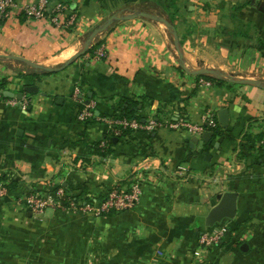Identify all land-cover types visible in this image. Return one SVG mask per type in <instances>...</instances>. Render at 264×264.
<instances>
[{"label": "crops", "instance_id": "crops-1", "mask_svg": "<svg viewBox=\"0 0 264 264\" xmlns=\"http://www.w3.org/2000/svg\"><path fill=\"white\" fill-rule=\"evenodd\" d=\"M14 1L0 19V182L16 183L0 197V264H264V161L256 138L264 132V82L205 87V75L185 70L264 81V2L48 0L50 13L65 6L56 26L22 13L38 0ZM140 12L173 30L142 16L116 19L74 58L109 17ZM19 94L25 108L9 103ZM121 98L140 102L142 116L158 126L115 136L108 157L80 168L76 159L90 156L108 132L97 119L79 121L82 106L94 103L96 117H107ZM208 114L224 134L209 146L170 126L199 124ZM134 181L142 185L138 204L112 217L53 207L35 215L25 206L30 191L53 196L60 185L98 206ZM225 192L237 194L228 233L219 245L199 248L206 216Z\"/></svg>", "mask_w": 264, "mask_h": 264}, {"label": "built area", "instance_id": "built-area-1", "mask_svg": "<svg viewBox=\"0 0 264 264\" xmlns=\"http://www.w3.org/2000/svg\"><path fill=\"white\" fill-rule=\"evenodd\" d=\"M48 0H38L34 4H27L22 7V13L31 20H40L47 18L46 14L50 13L48 8ZM16 6L14 0H0V19L8 17L10 10ZM65 6L62 4L57 5L51 13L52 16H49V20L56 26H59V19L56 15L64 10ZM75 17L70 16L67 24L68 26L72 25ZM103 55L102 51L98 52V57ZM201 86L210 87L212 83L210 81L201 80ZM1 93H0V101H1ZM22 100H13L9 101V103L21 105V107L25 108L26 104L21 103ZM94 103L84 104L83 108L78 114L79 121H87L92 118L97 119V121L103 122L107 128V137L110 136H120L121 131L123 129H131L133 131H137L140 129L152 130L158 126V124L154 120H147L144 124L139 123L135 119H120L116 120L113 118H100L96 117L94 114ZM117 126L118 128H115ZM172 128H183L187 131V133L191 137L200 138L205 132H211V130L217 127L216 118L213 115H204L201 123L199 124H191L184 123L180 121L179 124H171ZM120 128V129H119ZM108 139H104L100 142L99 146L103 149L107 147ZM6 185L0 182V197H4L7 193ZM142 194V185L138 181L132 182L126 189L119 190L115 189L110 191L107 194L105 200L99 204L98 206L94 204H89L87 202H83L82 200L72 201L68 199V209L76 211L77 213H88L92 212L95 215H102L103 213H108L110 211H125L129 209H133L139 202V199ZM65 196L64 190L59 188L53 196H40L38 194L30 193L25 198V206L28 210H30L35 215H40L44 212L47 207H53L56 209H62L61 199ZM217 225V224H216ZM214 225L213 227L208 228L205 232L200 235L199 238V248L208 249L211 248L218 243L221 242L223 237L228 233V225L225 223L220 226ZM199 255V253H198Z\"/></svg>", "mask_w": 264, "mask_h": 264}, {"label": "water", "instance_id": "water-1", "mask_svg": "<svg viewBox=\"0 0 264 264\" xmlns=\"http://www.w3.org/2000/svg\"><path fill=\"white\" fill-rule=\"evenodd\" d=\"M137 16H142L151 20H155V21H160L161 23H163L166 27H168L169 29L173 30V27L171 26L170 23H168L167 21H165L164 19H161L160 17H157L155 15H150L147 13H137V14H133L132 16H123V17H119L117 18L116 16H111L109 17L105 23L101 26L98 27L97 29H95L94 31H92V33L89 35V37L86 39L83 49L74 57V58H78L79 56H81L88 48V46L90 45V43L92 42V40L94 39V37L96 35H98L99 33L103 32L106 28H108V26L116 19H123V20H128ZM173 37H174V43L175 46L177 47V49L179 50V41H178V37L176 35V33H173ZM186 71H188L189 73L193 74V75H205L208 77H212L214 79H223L229 83H233V84H242V85H255L257 87H260L262 84L259 81H255V80H251V79H246V80H236L233 77L229 76V75H218L215 72L209 71V70H205V69H187L185 68ZM25 91L30 93L32 91H36L35 87H27L25 88ZM22 97L21 94H19L17 96V99L20 100ZM91 95L89 94V99H90ZM95 116H98L99 113L95 112L94 113ZM227 120V111L223 110L221 111L220 115H219V121L220 123H225ZM145 123V120H142V124ZM212 138V133L211 132H205L202 137L201 140L203 143L207 144ZM198 138L193 137L192 142L194 144L198 143ZM222 138L219 139L218 142H221ZM218 146V144H217ZM236 199H237V194L234 192H225V193H221L217 195V201L218 203L209 211L208 215L206 216L205 219V225L206 227L210 228L213 227L216 224L221 223L224 220H231L235 217L236 215ZM246 248V245H243L244 249Z\"/></svg>", "mask_w": 264, "mask_h": 264}, {"label": "trees", "instance_id": "trees-1", "mask_svg": "<svg viewBox=\"0 0 264 264\" xmlns=\"http://www.w3.org/2000/svg\"><path fill=\"white\" fill-rule=\"evenodd\" d=\"M250 1H247V3H249ZM52 13H47L46 16H52ZM252 29V28H251ZM250 31V28H247V32ZM241 35L245 36V33L242 31L240 33ZM206 80L211 81L212 83L216 84V85H222L224 83H227V81L223 80V79H214L212 77H208L205 76ZM3 86H4V82L0 83V91L3 90ZM140 102L129 99V98H121L118 103H116L113 107V113L110 115V118L116 119V120H120V119H135L137 120L139 123H142V120L146 121V118L142 116V108L139 107ZM104 118L106 116H100V118ZM96 119L92 118L91 122H95ZM115 128H118L117 126H115ZM120 129V128H119ZM121 135L118 137L115 136H110V137H105L106 139H108V144L107 147L105 149L101 148L99 146V144L95 145L93 147V151L90 154V156L86 157V158H77L76 161L81 163L80 168L85 169L88 168L90 166H92L94 164L95 159L99 158V159H103L105 157H108L110 155V150L109 147L113 144V139L115 138H122V137H127L133 134V130L131 129H123L121 131ZM212 133V138L211 140L215 139L218 136H223L224 134L222 133V131L220 130L219 124L218 126L211 130ZM244 139H249V136L246 135V133L244 134ZM258 140V152H259V156H258V160L261 159L262 161H264V132L260 133L257 137ZM210 143V142H209ZM209 143L207 144V146H209ZM1 180H5L3 177H0V181ZM14 187H16V183H7L6 184V188L7 191H10L11 189H13ZM58 188H63L64 191L66 193H70L72 191V186L71 185H60L57 186L56 189ZM55 189V190H56ZM80 196V195H79ZM79 196H75V195H65L62 199V206L63 209H68V199H71L72 201H78L79 200ZM87 203H89L88 201H86ZM122 212V211H121ZM121 212L119 211H110L108 213H103L102 216H115V215H119ZM220 244V243H219ZM218 244V245H219Z\"/></svg>", "mask_w": 264, "mask_h": 264}, {"label": "rangeland", "instance_id": "rangeland-1", "mask_svg": "<svg viewBox=\"0 0 264 264\" xmlns=\"http://www.w3.org/2000/svg\"><path fill=\"white\" fill-rule=\"evenodd\" d=\"M264 2V0H261V2H260V4H262ZM258 77H261V76H258ZM258 77H256V78H254V79H252V80H255V81H259V82H264L262 79H259ZM263 85H264V83H263ZM82 108H83V106H82ZM81 108V109H82ZM105 118H110V116H107V117H105ZM86 122V121H85ZM84 122V123H85ZM216 123L218 124V121H217V119H216ZM30 193H33L32 191H30ZM48 208V207H47ZM49 210H47L46 209V211H45V214H49ZM228 220H224V221H222L221 223H219V224H217L216 226H220V225H223V224H225L226 222H227ZM230 230H232L231 228H229ZM207 230V229H206Z\"/></svg>", "mask_w": 264, "mask_h": 264}]
</instances>
